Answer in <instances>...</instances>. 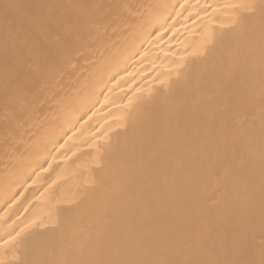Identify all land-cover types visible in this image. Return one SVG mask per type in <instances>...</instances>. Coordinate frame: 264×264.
<instances>
[{"label":"bare ground","instance_id":"bare-ground-1","mask_svg":"<svg viewBox=\"0 0 264 264\" xmlns=\"http://www.w3.org/2000/svg\"><path fill=\"white\" fill-rule=\"evenodd\" d=\"M0 264H264V0H0Z\"/></svg>","mask_w":264,"mask_h":264}]
</instances>
